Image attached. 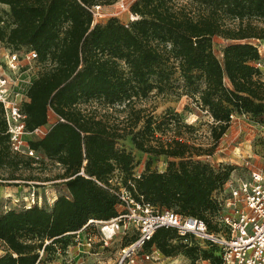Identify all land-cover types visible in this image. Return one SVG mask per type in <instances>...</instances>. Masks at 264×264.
Returning <instances> with one entry per match:
<instances>
[{"label":"trees","instance_id":"trees-1","mask_svg":"<svg viewBox=\"0 0 264 264\" xmlns=\"http://www.w3.org/2000/svg\"><path fill=\"white\" fill-rule=\"evenodd\" d=\"M100 0H0V42L12 50H33L48 67L37 74L21 104L25 131L43 127V134L27 142L40 159L61 169L63 189L48 208L32 205L0 215V241L8 254L0 264H34L57 240L72 237L88 220L107 221L116 215L118 201L108 190L114 172L120 186L134 199L181 217L202 220L216 213L212 194L229 177L227 167L213 168L202 148L183 140L188 129L172 113L154 120L135 108L155 89L161 91L178 70L187 86L200 82L194 103L210 117V136L216 141L228 128L231 113L264 114V71L261 58L264 0H191L186 8L177 0H134L128 10L136 16L124 24L114 17L92 22L86 7ZM190 12H194L192 16ZM228 42L218 57L211 37ZM99 99L107 106H123L121 125L80 112L81 100ZM129 137L136 152L166 159L163 171L149 170L135 177L133 157L118 140ZM30 158L9 152L0 109V169H32ZM175 231L158 229L144 245L164 258L180 250L190 257L193 246L175 243ZM129 239L124 245H126ZM123 245V246H124ZM36 250V252H34ZM201 256L220 264L214 249Z\"/></svg>","mask_w":264,"mask_h":264},{"label":"rangeland","instance_id":"rangeland-1","mask_svg":"<svg viewBox=\"0 0 264 264\" xmlns=\"http://www.w3.org/2000/svg\"><path fill=\"white\" fill-rule=\"evenodd\" d=\"M100 1L104 4L105 16L98 22H105L109 14H111L109 17H114L124 24L131 21L127 11H117L114 0ZM177 3L192 9V6L187 4L191 3V0H177ZM2 7L6 8V6L0 4V14L5 16ZM190 13L195 16L194 12ZM261 24L264 25V23ZM227 42L226 39L219 36L211 37L212 49L218 57H220L221 50ZM24 51L25 47L12 50L5 43L0 42V70L8 71L5 58L8 52H16L20 55ZM47 67L46 62H24L21 71L16 73L19 88L25 91L30 81V77L24 80L21 72L37 75ZM262 70L264 71V69ZM201 88L200 82L187 86L182 75L178 70H175L169 75L167 82L162 85L161 91L151 90L146 98L135 103L134 107L143 109L145 113H150L154 120H158L168 112L175 114L181 124L188 126V129H181L183 140L202 148L213 145L210 155L202 158L215 169L218 167L229 168L230 174L226 183L247 180L251 173L258 169L264 171V114L254 115L233 110L228 128L216 141H213L210 136V127L213 123L208 114L193 101L198 97V91ZM75 108L83 114L92 115L96 118L101 117L109 123L118 125L124 123L126 119V111L122 105L107 106L99 99L81 100ZM55 120L56 117L50 115L47 124L50 125ZM34 139H36L34 135L25 136L26 142ZM129 139V137H124L118 140L117 144L120 148L130 151L133 157L132 173L134 175L143 173L146 165L149 166V170L163 171L166 164L165 158H155L136 152ZM32 166V169L29 170L0 169V215L9 210H20L24 203L23 199L29 198L31 194H33V198H40L38 207L48 208L63 189L62 180L59 177L62 171L59 167L45 159H39ZM120 183L121 176L114 172L110 185L116 187ZM224 187L221 186L215 192L216 198L223 200L228 197V191ZM13 200H16V203ZM218 217V213L207 217L211 231L218 230ZM88 234L93 238L89 249L85 246L83 233H80L77 239L64 237L52 243L54 245H49L48 241L45 242L49 249L43 253L38 264H115L119 249L130 239L133 231L128 230L125 236L117 233L106 245L98 241L97 229H90ZM174 242H181L186 245L183 240L174 239ZM201 251L194 250L192 255L188 257L182 254L183 250H180L175 257H161L158 261L138 260L136 264H212L210 260L201 256ZM8 253L5 244L0 241V256Z\"/></svg>","mask_w":264,"mask_h":264},{"label":"built area","instance_id":"built-area-1","mask_svg":"<svg viewBox=\"0 0 264 264\" xmlns=\"http://www.w3.org/2000/svg\"><path fill=\"white\" fill-rule=\"evenodd\" d=\"M134 0H114L117 11H127L130 20L136 16L128 11L129 4ZM104 4H92L86 9L91 13L92 22H98L105 16ZM111 14L108 15V17ZM106 17V18H108ZM261 58L254 62V66L264 69L263 43L255 41ZM33 50L22 54L8 52L5 56L8 71L0 70V109L4 134L10 153L24 156L38 161L39 156L29 149L25 140L26 135L36 138L45 132L43 128H36L32 132L25 131L24 114L21 104L27 101L25 91L20 89L16 73L21 71L24 62L38 63ZM138 175H135L137 177ZM110 184V182H109ZM109 192L118 201L116 215L107 221L88 220L77 231L70 233L78 238L80 233L85 235V246L89 249L93 238L88 234L90 229H97L99 242L103 245L117 233L126 235L128 230L133 234L126 245L119 249L115 264H136L138 260L158 261L162 256L155 248L144 250V245L151 239L158 229L175 231L188 246L197 250L214 249L220 264H264V171L255 170L247 180L224 183L222 186L228 191V197L212 198L219 214L217 231H211L206 224L197 218L181 217L171 210L157 209L133 198L131 193L120 185H110ZM219 190V189H218ZM22 208L32 205L39 206L40 198L23 199ZM16 203V200H13ZM222 212V213H219ZM74 240V239H73ZM38 264L43 250L37 251Z\"/></svg>","mask_w":264,"mask_h":264},{"label":"crops","instance_id":"crops-1","mask_svg":"<svg viewBox=\"0 0 264 264\" xmlns=\"http://www.w3.org/2000/svg\"><path fill=\"white\" fill-rule=\"evenodd\" d=\"M30 75V76H29ZM21 76H22V78H24V80H25V78H27V77H30V81H29V83H28V85L26 86V89H25V91L27 90V88H28V86L35 80V78L37 77V75L36 74H28L27 72H21ZM53 123H51L50 125H52ZM50 125H48V124H46L45 126H43V127H41V128H43V129H47ZM55 199V198H54ZM53 199V200H54Z\"/></svg>","mask_w":264,"mask_h":264}]
</instances>
